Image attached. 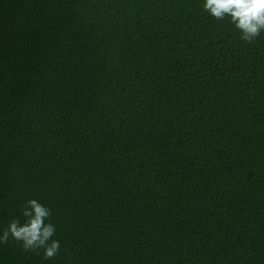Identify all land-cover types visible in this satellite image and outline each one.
<instances>
[{"label": "trees", "instance_id": "1", "mask_svg": "<svg viewBox=\"0 0 264 264\" xmlns=\"http://www.w3.org/2000/svg\"><path fill=\"white\" fill-rule=\"evenodd\" d=\"M203 0H0V264H264V32Z\"/></svg>", "mask_w": 264, "mask_h": 264}, {"label": "clouds", "instance_id": "2", "mask_svg": "<svg viewBox=\"0 0 264 264\" xmlns=\"http://www.w3.org/2000/svg\"><path fill=\"white\" fill-rule=\"evenodd\" d=\"M203 9L218 20L228 18L241 32L242 39H251L264 32V0H203ZM24 221L13 220L0 232V245L9 238L24 251L43 250L45 260L60 251V241L53 239L56 226L50 221L51 209L37 199H30L22 209Z\"/></svg>", "mask_w": 264, "mask_h": 264}]
</instances>
